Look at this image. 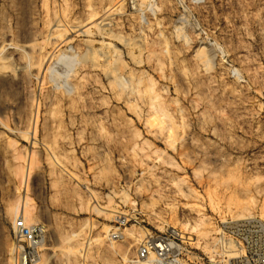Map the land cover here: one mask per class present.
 <instances>
[{"label":"rangeland","instance_id":"obj_1","mask_svg":"<svg viewBox=\"0 0 264 264\" xmlns=\"http://www.w3.org/2000/svg\"><path fill=\"white\" fill-rule=\"evenodd\" d=\"M25 201L30 264L262 251L264 0H0V264Z\"/></svg>","mask_w":264,"mask_h":264},{"label":"built area","instance_id":"obj_2","mask_svg":"<svg viewBox=\"0 0 264 264\" xmlns=\"http://www.w3.org/2000/svg\"><path fill=\"white\" fill-rule=\"evenodd\" d=\"M252 223L253 220L245 221ZM12 234L16 264H30L38 257V249L43 241L42 229L38 224L27 223L19 217L13 222ZM116 232L111 233L117 238ZM184 245L177 236L160 235L146 239L137 251L138 258H147L150 253L154 256V264H179L183 255ZM237 264H264V249L260 252L245 248L243 254L236 258Z\"/></svg>","mask_w":264,"mask_h":264},{"label":"bare ground","instance_id":"obj_3","mask_svg":"<svg viewBox=\"0 0 264 264\" xmlns=\"http://www.w3.org/2000/svg\"><path fill=\"white\" fill-rule=\"evenodd\" d=\"M143 1V0H142ZM143 3V2H142ZM73 59H75L74 57H72V56H68V55H66V54H60L59 56H58V60L59 61H61V62H63L64 64H66V65H71V64H73L72 62H73ZM48 69H49V67H47ZM50 68H51V66H50ZM51 70V69H50ZM67 80H65V82H66ZM75 83V82H74ZM68 84H69V82H68ZM67 84V85H68ZM70 85V84H69ZM73 85V84H72ZM66 87V86H65ZM70 87V86H69ZM69 90H70V88H69ZM68 90V91H69ZM29 207H28V204L26 203V201L23 203V204H21V206L20 205H18V206H16V214L18 215V217H21V218H23L27 223H30L31 222V220H32V218L29 216V209H28ZM253 218V217H252ZM251 217H247V218H244L243 219V221H248V220H250V219H252ZM240 220H242V219H240ZM239 220V221H240ZM263 221H264V218L262 219ZM258 221V220H257ZM259 222V221H258ZM232 224V223H231ZM241 225V224H240ZM262 225V224H261ZM238 227V226H237ZM174 228V227H173ZM172 232L176 235V236H178V237H180V238H185V239H189L188 237H186V236H183V235H181V234H179V232L178 231H175L174 229L172 230ZM153 257V255L150 253V256H148L147 258H144V259H140V260H135V261H132L133 262V264H151V262H152V259H154V258H152ZM38 261H36V263L35 264H40V262H41V259H40V256H39V259H37Z\"/></svg>","mask_w":264,"mask_h":264}]
</instances>
